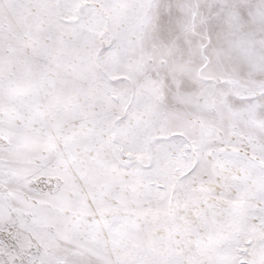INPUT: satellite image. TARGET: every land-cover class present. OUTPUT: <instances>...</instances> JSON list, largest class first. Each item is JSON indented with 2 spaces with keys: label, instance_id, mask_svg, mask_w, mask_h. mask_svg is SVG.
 Here are the masks:
<instances>
[{
  "label": "snow or ice",
  "instance_id": "6c2138e0",
  "mask_svg": "<svg viewBox=\"0 0 264 264\" xmlns=\"http://www.w3.org/2000/svg\"><path fill=\"white\" fill-rule=\"evenodd\" d=\"M0 264H264V0H0Z\"/></svg>",
  "mask_w": 264,
  "mask_h": 264
}]
</instances>
